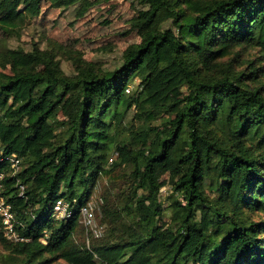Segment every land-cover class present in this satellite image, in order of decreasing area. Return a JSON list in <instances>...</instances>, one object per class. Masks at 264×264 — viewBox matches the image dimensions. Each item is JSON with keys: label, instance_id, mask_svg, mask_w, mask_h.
I'll list each match as a JSON object with an SVG mask.
<instances>
[{"label": "trees", "instance_id": "trees-1", "mask_svg": "<svg viewBox=\"0 0 264 264\" xmlns=\"http://www.w3.org/2000/svg\"><path fill=\"white\" fill-rule=\"evenodd\" d=\"M40 3L0 0V31ZM131 3L140 40L111 67L0 37V146L20 160L14 175L0 163V197L24 238L0 219V264H264V0ZM104 177L96 238L80 208Z\"/></svg>", "mask_w": 264, "mask_h": 264}, {"label": "rangeland", "instance_id": "rangeland-1", "mask_svg": "<svg viewBox=\"0 0 264 264\" xmlns=\"http://www.w3.org/2000/svg\"><path fill=\"white\" fill-rule=\"evenodd\" d=\"M135 17L136 10L131 0H88L82 5L64 9L51 5L49 0H41L39 14L29 25L17 28L14 32L16 35L13 36L0 31V37L5 38L11 47L17 45L30 47L33 43L42 49L60 46L79 52L85 60L111 67L119 60V52L140 40L137 30L132 25ZM59 56L63 67L68 68L66 60L68 57L60 53ZM130 118L131 114L127 120L130 121ZM120 172V167L114 168L112 177H119ZM107 179L104 177L100 187L88 201L93 208V224L99 234L98 237L107 235L105 225L100 224L98 205L99 196L104 188L102 185L109 184ZM169 194L170 185L165 174L160 178V199L163 202L164 213L159 218V229L169 223L167 206ZM0 252H4L1 245ZM54 264L66 263L58 261Z\"/></svg>", "mask_w": 264, "mask_h": 264}, {"label": "built area", "instance_id": "built-area-1", "mask_svg": "<svg viewBox=\"0 0 264 264\" xmlns=\"http://www.w3.org/2000/svg\"><path fill=\"white\" fill-rule=\"evenodd\" d=\"M0 163H5L6 168L11 170V174H16L20 169V160L15 154L4 155L2 148L0 146ZM3 173H0V178H2ZM19 195L23 194L24 187L19 185ZM81 221L86 227L90 230L95 237H98L99 234L93 224V208L89 204L82 206L80 208ZM53 215L55 218L60 219L64 217H69L71 211L69 205L62 199L56 201L53 207ZM0 219L2 223V231L5 237L13 242L23 241L24 238L20 237L15 229L17 221L14 218L13 213L11 212V207L5 200L0 197Z\"/></svg>", "mask_w": 264, "mask_h": 264}]
</instances>
